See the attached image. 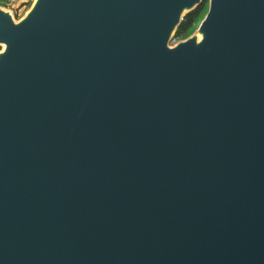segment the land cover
<instances>
[{"label": "water", "instance_id": "water-1", "mask_svg": "<svg viewBox=\"0 0 264 264\" xmlns=\"http://www.w3.org/2000/svg\"><path fill=\"white\" fill-rule=\"evenodd\" d=\"M203 1L0 8V264H264V0Z\"/></svg>", "mask_w": 264, "mask_h": 264}, {"label": "trees", "instance_id": "trees-1", "mask_svg": "<svg viewBox=\"0 0 264 264\" xmlns=\"http://www.w3.org/2000/svg\"><path fill=\"white\" fill-rule=\"evenodd\" d=\"M2 1H6V0H2ZM2 1L0 0V5L4 4L2 3ZM22 6L27 7L28 4H25ZM207 8H208V0H204L203 3L199 7H197L192 12L186 14L183 17L180 25L177 27L172 39L175 41H183L187 39L196 30L197 26L199 25V23L202 21V19L206 15ZM13 17L16 20L20 19L18 10L14 11Z\"/></svg>", "mask_w": 264, "mask_h": 264}, {"label": "rangeland", "instance_id": "rangeland-1", "mask_svg": "<svg viewBox=\"0 0 264 264\" xmlns=\"http://www.w3.org/2000/svg\"><path fill=\"white\" fill-rule=\"evenodd\" d=\"M34 1L35 0H20V1H17L15 3H10L9 0H6V1H2V3H4V4L0 5V8L2 10H4L5 12H8L12 17L14 16V11L18 10V13L20 15V19H22L25 16V14L29 11V9L32 7ZM25 4H28L27 7L25 6L26 8L22 6ZM20 19H18V20L14 19V20H15V22H17ZM194 35H196V30L189 37L194 36ZM178 42H181V41H175L172 39L169 43V46L173 47ZM0 50H1V47H0Z\"/></svg>", "mask_w": 264, "mask_h": 264}, {"label": "built area", "instance_id": "built-area-1", "mask_svg": "<svg viewBox=\"0 0 264 264\" xmlns=\"http://www.w3.org/2000/svg\"><path fill=\"white\" fill-rule=\"evenodd\" d=\"M17 1H20V0H9L10 3H15Z\"/></svg>", "mask_w": 264, "mask_h": 264}, {"label": "bare ground", "instance_id": "bare-ground-1", "mask_svg": "<svg viewBox=\"0 0 264 264\" xmlns=\"http://www.w3.org/2000/svg\"><path fill=\"white\" fill-rule=\"evenodd\" d=\"M197 39L199 40V39H200V37L198 36V37H197ZM1 49H3V46L1 47Z\"/></svg>", "mask_w": 264, "mask_h": 264}]
</instances>
